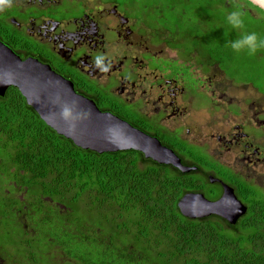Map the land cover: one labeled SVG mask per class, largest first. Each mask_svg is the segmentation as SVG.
Masks as SVG:
<instances>
[{
    "label": "flooded vegetation",
    "instance_id": "obj_1",
    "mask_svg": "<svg viewBox=\"0 0 264 264\" xmlns=\"http://www.w3.org/2000/svg\"><path fill=\"white\" fill-rule=\"evenodd\" d=\"M155 1L0 0V41L172 150L191 171L169 167L202 184L194 193L218 201L231 189L247 207L235 228L264 209V91L241 73L243 59L208 44L212 31L231 34L221 23L227 18L197 15L192 22L191 0H180L178 16L168 14L175 5L151 7ZM218 1L227 14L239 6L252 23L257 18L244 0ZM231 37L233 44L241 33L234 29ZM36 184L32 170H8L0 158V264H96L80 248L99 252L104 264H113V252L123 254V236L113 241L102 221L82 232L75 202ZM193 220L232 228L219 214ZM138 247L134 262L144 258Z\"/></svg>",
    "mask_w": 264,
    "mask_h": 264
},
{
    "label": "trees",
    "instance_id": "obj_2",
    "mask_svg": "<svg viewBox=\"0 0 264 264\" xmlns=\"http://www.w3.org/2000/svg\"><path fill=\"white\" fill-rule=\"evenodd\" d=\"M244 1L256 8L259 15L250 27L251 16L240 10L243 25L235 30L243 33L238 41L251 33H256L258 41L264 40V11ZM174 2L167 0L165 8ZM155 4L156 1L151 7ZM176 9L168 14H176ZM198 16L208 18V13L204 11ZM221 23L231 34L212 31L208 44L222 53L225 48V53L235 61L243 59L241 73L260 83L264 75V47H258L253 54L244 48V59L231 44L234 28L227 19ZM252 56L254 59H249ZM139 152L131 149L98 153L80 148L49 127L17 88L10 87L4 96L0 95V158L5 167L16 172L32 170L36 187L47 189L45 193L52 198L63 190L65 201L75 202V212L83 219L82 232L102 221L104 226L100 227L113 241L123 236L126 246L123 254L117 255L120 260L127 264L144 260L146 264H264V209L262 214L258 209L251 211L241 227L237 226L239 230L186 218L178 202L185 194L198 190L200 181L152 159L141 158ZM142 161L144 166L140 167ZM80 202L87 206L79 210L76 205ZM85 243L89 246L88 240ZM138 246L144 258L134 262L131 252ZM86 259L104 263V258L100 262L87 254Z\"/></svg>",
    "mask_w": 264,
    "mask_h": 264
},
{
    "label": "water",
    "instance_id": "obj_3",
    "mask_svg": "<svg viewBox=\"0 0 264 264\" xmlns=\"http://www.w3.org/2000/svg\"><path fill=\"white\" fill-rule=\"evenodd\" d=\"M264 11V0H248ZM10 87L17 88L41 119L58 134L72 140L83 149L98 153L138 150L147 159L176 167L183 173L191 171L170 149L159 141L138 131L121 118L102 112L96 103L78 94L74 84L57 74L50 66L37 59H22L0 41V95ZM212 203L202 194H186L178 203L181 214L190 219H201L210 214L222 215L235 225L246 214L231 189ZM219 204L221 210L214 207ZM225 210L229 217H227Z\"/></svg>",
    "mask_w": 264,
    "mask_h": 264
},
{
    "label": "rangeland",
    "instance_id": "obj_4",
    "mask_svg": "<svg viewBox=\"0 0 264 264\" xmlns=\"http://www.w3.org/2000/svg\"><path fill=\"white\" fill-rule=\"evenodd\" d=\"M185 1H189V0H185ZM191 1L193 3V7L191 8L192 14H190V15L195 20H196L197 15L199 13L203 14L204 11H206L209 14L208 19L211 20L212 22H214L215 20H220L221 18H227L228 14H229V13L227 14V12L225 10L220 9V7H222V2L221 1H218V0H205V2H203L202 0H191ZM156 2L159 3V4H165L167 2V0H156ZM183 2L184 1L181 2L180 0H175L174 5L176 6L177 9H176V14H172V16H178L179 15V13L181 11L179 9V7H180L181 4H183ZM226 5L227 4H225L224 6L226 7ZM246 9L248 11L251 9L252 10L251 11L252 15H256V14H257V16L259 15L257 10H256V8H254V7L250 6V5ZM212 18H214V19H212ZM195 20H191V21L194 22ZM253 25H254V23H252V22L249 24L250 27L253 26ZM207 26L208 27H214V25L211 24V23H208ZM229 26L231 28H233L231 25H229ZM240 33L242 35L243 31H240ZM244 48L248 49V46L247 45L242 46L239 53L242 56H244V59H247L246 55L243 54ZM249 59H254V57L252 56ZM251 64H253V62ZM263 64H264V61H263ZM256 69L260 70L258 66H256ZM261 78H262V80L260 81V83L256 82L255 79H254V82L256 83V85H258V86L262 87V89H264V82H263L264 81V75H261ZM208 201H210V200H208ZM210 202L217 203V201H210ZM214 209H216V210H212V211H218L219 212L221 210V206L219 204H217L214 207ZM242 217L243 216H241L238 220H240ZM227 222L229 223V221H227ZM227 225H228V227H233V224L229 223ZM132 238H134V236H132ZM76 251H79L80 253H82V255H85V256L87 254L86 252H83L82 248H80L79 250L77 249ZM87 257L95 259L96 261L98 260L100 262L103 259V257L97 251L93 252L92 255H90V254L88 255L87 254ZM120 259L121 258H119L117 256V253L113 252V264H127V262L125 260H120ZM136 264H146V262L144 260V261H141V262L139 261V263H136Z\"/></svg>",
    "mask_w": 264,
    "mask_h": 264
},
{
    "label": "clouds",
    "instance_id": "obj_5",
    "mask_svg": "<svg viewBox=\"0 0 264 264\" xmlns=\"http://www.w3.org/2000/svg\"><path fill=\"white\" fill-rule=\"evenodd\" d=\"M243 14L240 11L239 6L227 16V22L233 28H240L243 25ZM247 45L249 54L255 53L258 47H264V40H259L256 33L248 34L242 41H236L232 44V47L239 50L242 46Z\"/></svg>",
    "mask_w": 264,
    "mask_h": 264
},
{
    "label": "bare ground",
    "instance_id": "obj_6",
    "mask_svg": "<svg viewBox=\"0 0 264 264\" xmlns=\"http://www.w3.org/2000/svg\"><path fill=\"white\" fill-rule=\"evenodd\" d=\"M193 194H199V193H193ZM185 195H186V194H185ZM185 195H184V196H185ZM184 196H183V197H184ZM183 197H182V198H183ZM182 198H181V199H182ZM178 203H179V202H178ZM235 203H236L237 205H240V206L244 207V209H245V211H246V213H247V207H245L240 201H236ZM223 213H224L227 217L230 216V214H228L225 210H223ZM220 216H222V215H220ZM222 217H223V216H222ZM204 218H205V217H204Z\"/></svg>",
    "mask_w": 264,
    "mask_h": 264
}]
</instances>
